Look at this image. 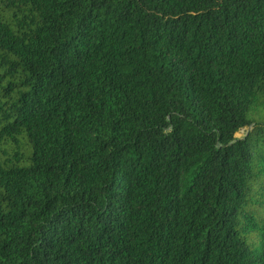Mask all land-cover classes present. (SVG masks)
I'll use <instances>...</instances> for the list:
<instances>
[{
	"label": "trees",
	"instance_id": "trees-1",
	"mask_svg": "<svg viewBox=\"0 0 264 264\" xmlns=\"http://www.w3.org/2000/svg\"><path fill=\"white\" fill-rule=\"evenodd\" d=\"M0 264H264V0H0Z\"/></svg>",
	"mask_w": 264,
	"mask_h": 264
},
{
	"label": "rangeland",
	"instance_id": "rangeland-1",
	"mask_svg": "<svg viewBox=\"0 0 264 264\" xmlns=\"http://www.w3.org/2000/svg\"><path fill=\"white\" fill-rule=\"evenodd\" d=\"M245 130H241L239 133H237V136H242L244 134Z\"/></svg>",
	"mask_w": 264,
	"mask_h": 264
}]
</instances>
